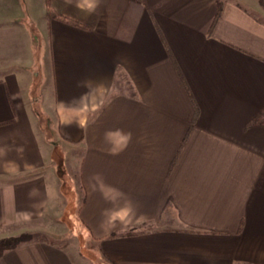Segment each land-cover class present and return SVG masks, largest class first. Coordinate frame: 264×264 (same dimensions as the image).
Returning a JSON list of instances; mask_svg holds the SVG:
<instances>
[{
    "label": "crops",
    "instance_id": "0c3cea01",
    "mask_svg": "<svg viewBox=\"0 0 264 264\" xmlns=\"http://www.w3.org/2000/svg\"><path fill=\"white\" fill-rule=\"evenodd\" d=\"M49 1L0 0V239L64 215L69 159L101 263L264 264L257 0ZM0 264L86 263L34 239Z\"/></svg>",
    "mask_w": 264,
    "mask_h": 264
},
{
    "label": "rangeland",
    "instance_id": "374dc122",
    "mask_svg": "<svg viewBox=\"0 0 264 264\" xmlns=\"http://www.w3.org/2000/svg\"><path fill=\"white\" fill-rule=\"evenodd\" d=\"M29 1L30 0H23L25 3H29ZM25 64L26 63L24 62V65ZM37 74H39L38 71H34L33 77L35 80H37V78L39 80L40 78ZM42 77L44 81L43 85L45 84L46 86L49 81L51 82L46 72ZM43 95H45V93ZM70 154H72L71 157L69 156V158H71L70 160L80 157V154H74V156L73 152ZM77 168L78 162L75 160L69 162V159H67L65 167L59 172L60 184H62L61 188L67 196L66 212L59 217H57L56 214H53V212L48 216V219L37 222L35 227H39L38 230L40 231L33 233L34 238L40 240L53 239L58 244L64 246L77 261L82 260L86 264H103L100 262V257L96 254V251L88 242L87 232L81 226L77 217L78 204L82 196ZM61 207L62 206H59L60 211ZM54 215L56 217H54ZM51 230L54 231V233L51 232ZM131 233L132 232H127L126 234Z\"/></svg>",
    "mask_w": 264,
    "mask_h": 264
},
{
    "label": "trees",
    "instance_id": "16d2710c",
    "mask_svg": "<svg viewBox=\"0 0 264 264\" xmlns=\"http://www.w3.org/2000/svg\"><path fill=\"white\" fill-rule=\"evenodd\" d=\"M257 3L258 5L264 10V0H257ZM46 6L49 7L50 6V1L47 0L46 2ZM222 11V3L221 2H217V15L220 14V12ZM53 18L55 19H58L60 21H63L67 24H70V25H73V26H77V27H83L81 24L69 19V18H66L64 16H60V15H54ZM179 77L181 79V81L183 82V84L185 85L184 83V80L182 78V75L179 73ZM186 87V86H185ZM253 125H264V113L260 114L259 116H257L256 118H254L247 127H251ZM188 135L189 133L187 132V134L185 135L180 147H179V150H178V153L176 155V157L173 159L172 163H171V166H170V169L172 170V168L174 167L176 161H177V158L182 150V148L184 147L187 139H188ZM128 235V234H126ZM118 235L116 234H111L109 237H116ZM35 238H34V234L33 233H22L20 234L19 236H15V237H6V238H2L0 239V257L5 253V252H8V251H11V250H15L16 248H18L19 246L23 245V244H26V243H29L31 241H33Z\"/></svg>",
    "mask_w": 264,
    "mask_h": 264
}]
</instances>
